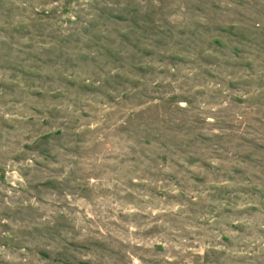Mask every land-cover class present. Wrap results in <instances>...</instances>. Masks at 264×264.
<instances>
[{
	"label": "rangeland",
	"instance_id": "obj_1",
	"mask_svg": "<svg viewBox=\"0 0 264 264\" xmlns=\"http://www.w3.org/2000/svg\"><path fill=\"white\" fill-rule=\"evenodd\" d=\"M0 264H264V0H0Z\"/></svg>",
	"mask_w": 264,
	"mask_h": 264
}]
</instances>
